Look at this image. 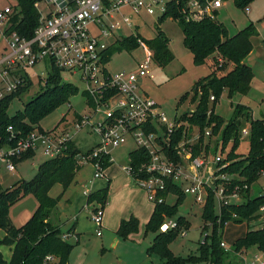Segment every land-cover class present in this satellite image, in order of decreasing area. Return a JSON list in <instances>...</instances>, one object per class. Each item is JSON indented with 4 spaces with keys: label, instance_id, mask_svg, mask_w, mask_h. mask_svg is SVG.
I'll use <instances>...</instances> for the list:
<instances>
[{
    "label": "built area",
    "instance_id": "1",
    "mask_svg": "<svg viewBox=\"0 0 264 264\" xmlns=\"http://www.w3.org/2000/svg\"><path fill=\"white\" fill-rule=\"evenodd\" d=\"M53 1L52 4H56ZM41 3L36 4L41 15L39 26L30 38L11 31L13 9L10 5L0 11V32L7 42L6 49L0 53V100L19 93L26 86L30 88L34 78H38L40 86L45 85L50 72L56 69L61 71L63 79L68 77L84 86L90 112L78 115L71 128L34 131L18 139L12 147L1 148L0 163L7 171H15V161L30 150L37 152L41 149L49 159L65 156L73 136L89 128L98 135L100 142L94 149L80 153L78 164L91 165L95 170L94 179L106 177L105 160L113 163L112 152L131 140L136 146L134 150L147 153L146 159L138 165H133L130 159L122 170L145 191L148 202L155 208L168 203L169 196L177 199L173 188L191 196L203 208L211 193L219 200L220 211L222 207L240 203L239 188L232 192L228 190L231 175L223 171L230 162L224 163L221 143L214 158L205 154L204 144L212 137L211 129L203 132V139L200 131L197 133L189 128L185 131L178 116L168 118L160 103L142 87V80L150 74L149 59L140 63L136 71L113 73L107 70L108 50L115 44L108 39L116 37V31H121L123 25L133 28V17L144 12L160 18L172 5H180L186 20L200 21L205 17L218 20L217 15L225 4L223 0H70L66 5H57V9L49 13L41 8ZM140 43L144 45L141 40ZM39 66H42L41 72H33ZM211 100H214L213 96ZM180 129L184 130L183 136L174 145L175 134ZM8 131L12 133L11 139L17 138L12 128ZM242 133L250 134L247 129ZM197 144L201 145V153L195 155ZM260 196L264 198V190ZM257 215L260 228L264 229V202ZM103 217L102 206L91 216L98 226V236L101 235ZM178 226L176 220L165 221L160 232ZM181 234L187 236L188 233L182 229ZM63 237L68 239L69 234ZM221 247L226 252L232 251L224 242ZM48 260L54 258L48 256ZM244 264H264V261L255 255L245 258Z\"/></svg>",
    "mask_w": 264,
    "mask_h": 264
},
{
    "label": "trees",
    "instance_id": "2",
    "mask_svg": "<svg viewBox=\"0 0 264 264\" xmlns=\"http://www.w3.org/2000/svg\"><path fill=\"white\" fill-rule=\"evenodd\" d=\"M42 1L15 0V4H9L13 9L10 21L11 31L18 32L22 37H32L35 29L39 26L41 17L36 4ZM253 1L223 0V2H232L241 10L247 9L253 4ZM181 7L180 5H172L169 12L157 20L158 23H162L165 18H173L178 21L183 33L184 45L193 53V60L196 65L204 66L206 61L215 55L219 58L216 61V70L195 83L192 96L190 93L180 99V105L184 104L189 97H191L190 102L192 104H197V108L191 113V117H183L189 123L200 125L201 130L209 126V121L216 123L213 133L218 134L222 130V149L231 143L234 152L238 151L243 141V129L249 127V153L246 157L241 156L239 160L230 162L223 171L233 177L229 181L228 190L232 192L238 187L241 198L247 200L242 204H230L222 207L220 213L216 214L214 195L210 194L208 202L203 208L202 217L205 221L211 222L212 225L211 246H208L210 238L208 235L201 242L200 256L190 258L192 261L211 264H234L228 260L231 253H241L253 248L264 251V229L248 231L243 239L237 240L231 246L233 252H226L221 247L222 235L227 223L243 224V222L258 219L257 214L264 202V198L261 196L253 199L249 197L252 186L258 183L264 173V120L253 119L250 108L240 104L234 107L232 118L226 121L215 113V106L224 90L228 91L230 99L238 94H248L251 90L254 72L253 68L245 63V60L252 53L251 39L258 35V31L254 25H250L240 30L235 36H230L226 26L218 20H212L209 17L200 21L186 20ZM155 38L152 41L143 40V43L152 52L155 63L161 67H166L174 60V54L169 49V39L160 29ZM140 40L141 38L135 36L118 40L108 50L110 59L124 47L137 48L140 45ZM228 63L232 65V69L223 76H219L218 72L225 71L227 69L225 66ZM50 73L47 83L41 86L42 91L27 102L23 111L14 116L8 115L9 106L16 97L25 93L29 86L22 88L19 93L11 95L9 98L0 100V149L12 147L18 139H23L34 131L44 132L40 122L79 93L77 87L63 81L60 70L53 69ZM84 96L86 97L85 94ZM211 96L214 97L213 101H210ZM11 128L16 133V139H11L12 133L8 131ZM183 131L180 129L175 134L174 145L181 140ZM200 150L201 145L197 144L194 147L195 155L200 154ZM217 150L218 148L215 149L216 152ZM130 153L133 165H138L146 159L147 155L144 150H133ZM35 154L36 152L30 150L15 162L18 164L26 161L33 158ZM79 154L78 147L71 142L66 149L65 156L45 160L37 167L38 173L35 177L29 180L22 179L7 189H4L0 184V229L6 232L4 238L0 240V248L1 246L13 247V256L10 261L5 260L0 249V264H69L72 251L78 243L73 244L69 238L65 239L61 228L49 221V217L59 201V199L51 197L50 192L55 185H60L67 190L73 183L78 170L82 167L78 164ZM111 164L106 159L104 168H109ZM236 176L237 178H235ZM172 192L177 195L176 204L171 206L165 203L157 206L150 217V221L146 224L145 233L156 234L148 251L163 259L162 264H185V259L175 257L169 249V244L182 229L187 230L189 227L183 217L175 218L178 206L183 203L186 195L178 188H173ZM108 194V189L99 190L89 196L88 203L94 204L96 202L105 207ZM29 195L35 196L39 207L28 223L17 228L10 222V210L14 204ZM165 216L176 220L179 223L178 228L160 232ZM139 226V220L131 216L128 220L121 222L117 235L123 239H128L130 234L139 231ZM72 230L70 229L68 233H71ZM48 256H52L54 260H48Z\"/></svg>",
    "mask_w": 264,
    "mask_h": 264
},
{
    "label": "rangeland",
    "instance_id": "3",
    "mask_svg": "<svg viewBox=\"0 0 264 264\" xmlns=\"http://www.w3.org/2000/svg\"><path fill=\"white\" fill-rule=\"evenodd\" d=\"M53 0H43L41 8L49 13L52 10L57 9V5H66L70 0H55L56 4H52ZM223 8L217 15L218 21L223 23L227 30L228 35L235 36L240 30L247 28L250 25H254L258 31V35L252 37L253 44L252 53L248 58L247 65L253 68L254 78L251 82L252 88L248 94H238L234 98L228 97V91L224 90L218 99V103L215 106V113L221 118L229 121L232 118L234 107L236 105H246L250 108L253 119L264 120V0H254L247 9L241 10L236 7L232 2H224ZM9 4H15V0H0V11L4 6ZM158 17H151L142 12L139 17H133L134 26L129 28L123 25L121 31H116L114 38L108 39L112 43H116L123 38L135 36L141 38V41L155 40L156 34L160 29L166 37L169 39V49L174 54V60L166 67H161L155 63L152 59V52L144 44L140 43L137 48L124 47L110 59L108 62L107 70L109 72L117 73L122 71H136L140 63L149 59L151 63L150 74L148 77L142 80V87L148 92V94L157 102L165 113V115L173 119L178 116L180 124L184 125L185 131L187 128L199 132L202 135L206 129H211L212 137L207 140L208 143L204 144V151L208 157L211 155L215 157V149L220 146L221 131L218 134L213 133L216 123H208V127L202 128L198 124H191L184 117H191V113L197 108V104L190 102L191 97L182 105H180V99L186 95L192 93L195 88V83L204 79L207 75L216 70V61L219 59L217 55L209 58L204 66H198L194 63L193 53H191L184 45V37L178 21L173 18H165L162 23H158ZM7 47L3 34L0 32V53H2ZM214 58H216L214 60ZM223 72H218L219 76H223L231 69V64L228 63ZM42 66L34 69L33 72L40 73ZM32 74V72H31ZM64 82L76 85L79 89V93L72 97L69 102L61 105L53 113L49 114L42 120L41 128L43 131H53L58 127L71 128L73 121L77 115H87L90 112L88 105L86 104V98L83 93L84 86L79 81H74L68 77H64ZM41 86L38 78L33 79V84L27 89L25 93L16 97L10 104L8 115L14 116L16 113L24 110V106L37 96L41 92ZM210 101H212L210 99ZM213 102L211 103V105ZM184 116V117H183ZM189 124H191L189 126ZM73 143L78 147L80 153H86L90 151L94 146L100 142L98 135L89 128H84L77 132L73 136ZM136 146L130 140L126 145L113 151L116 158V166L127 165L129 161V151L134 150ZM231 143L225 145L220 152L223 155L224 163L239 160V157H246L249 153V136H244L243 141L238 149L234 152L232 150ZM234 154V155H233ZM48 159V156L43 154V151L39 149L33 158L16 164V170L12 173L8 172L5 165L0 163V184L4 189L10 188L13 184L22 179H31L37 175L36 167L44 163ZM89 173V172H87ZM232 180V176L230 177ZM237 178V176L235 177ZM56 187H53L52 195L56 196ZM247 187V186H245ZM264 189V175L258 180V183L252 186L249 197H258ZM68 190V189H67ZM66 190V191H67ZM64 188H61V192L58 196L54 197L59 199L60 202ZM29 198H34L33 195H29ZM215 213L220 212L219 200L214 198ZM247 200V199H246ZM168 204L174 206L176 204L175 196L168 197ZM245 201L242 200L241 203ZM239 202V201H237ZM57 203V204H58ZM59 205V204H58ZM54 209L56 211V219L59 218L62 213L59 206ZM203 205L199 204L189 195H186L183 199V203L178 206L177 214L175 218L183 217L188 223V229L186 230L187 236H183L181 231L179 235L174 238L170 244L169 249L173 252L175 257L185 259V264H211L209 262L192 261L190 258L200 256L201 242L205 240L209 235L208 246H211L212 242V225L211 222H207L202 217ZM165 221L174 220L172 218L164 217ZM246 224L243 226L245 227ZM146 221L140 222L139 231L132 233L128 239H123L115 233H110L102 228V237L97 236L96 231H84L81 237V244L86 249V255H80L76 264H162L161 259L157 254L150 253L148 248L152 245V242L156 236L152 232L145 233ZM208 228V229H205ZM236 228L234 224L227 227L226 233L222 235V241L229 247L233 245L232 241L238 235L233 230ZM118 237L120 242L117 246H112L113 238ZM73 244H77L76 239L70 240ZM76 241V242H75ZM86 243V244H85ZM102 243V246H101ZM104 244V248H103ZM78 247V244L76 245ZM4 257L8 260L7 250L4 249Z\"/></svg>",
    "mask_w": 264,
    "mask_h": 264
},
{
    "label": "crops",
    "instance_id": "4",
    "mask_svg": "<svg viewBox=\"0 0 264 264\" xmlns=\"http://www.w3.org/2000/svg\"><path fill=\"white\" fill-rule=\"evenodd\" d=\"M248 58L245 60L246 64ZM231 69H232V65H231ZM246 129L249 130V127H245L243 130ZM243 136H248V135H243ZM132 151L133 150L128 152L129 161L131 159L130 152ZM114 160H116L115 157ZM114 163L115 161L110 165L109 168L105 169L106 177L104 179H94L95 170L91 165L87 164L85 166H82L81 169L78 170V173L73 183L68 187V190L66 191L64 189L65 192L63 193L62 198L58 203L59 204L58 208H60L62 211L59 218L56 219V211L55 212L53 211L49 217V221H51L53 225L60 227L64 234H69V240L76 239L77 242L76 241L75 242L78 243V247H75L74 250L72 251L69 264H76L80 255L82 254L86 255V249L84 248V245L81 244L82 233L84 231L94 232L96 231V229H98V226L95 225L93 220H91V216L92 213L95 211V209L100 207V204L96 202L94 204L88 203L89 196L94 194L95 192L103 189L109 190L108 199L106 202L107 204L105 207H103L104 221L101 227L100 237H102L103 235L102 228H105V230L107 232H110L111 234L112 233L117 234L121 222L124 220H128L131 216L137 218L139 222L145 220L146 224L151 219L150 217L152 216L155 207L152 203L148 202L145 191H143L141 188L136 186L131 176L128 173L126 174L124 170H122L123 167L122 163L118 167ZM262 175H264V173ZM56 186H60V185H56ZM60 187L62 188V186ZM56 188H57L56 196H58L61 192V188L59 187ZM52 192L53 189L50 192V196L53 198L56 197L52 195ZM29 197L30 196L23 198L22 200L14 204L10 210V214H9L10 222H12L13 226L17 228H21L26 223H28L32 215L39 207L38 201L35 198V196L34 198H29ZM244 200L246 201V199ZM241 202L238 204H242ZM231 224L235 225L236 228H233V230L238 233V235L232 241L233 244L237 240L243 239L247 235L248 231H258L261 229L260 223L257 219L251 222H243V224H235L233 222H229L227 223L224 229V234L226 233L227 227ZM244 224H246L245 227L243 226ZM70 229L73 230L71 233H68ZM5 235L6 232L3 229H0V240H2ZM131 236L133 235H130V237ZM119 242L120 239L118 237H115L113 238L111 244L112 246H117ZM227 246L228 245H226V247ZM103 248H104V244H103ZM229 248L231 249L232 247ZM0 249L3 255L5 254L4 249L7 250L9 257L8 260L6 258L5 260L10 261L13 256L12 255L13 247L1 246ZM255 255H257L264 261V251L261 250L259 251L257 248L245 250L241 254L231 253L228 260L232 261L234 264H244L245 258L250 259Z\"/></svg>",
    "mask_w": 264,
    "mask_h": 264
},
{
    "label": "water",
    "instance_id": "5",
    "mask_svg": "<svg viewBox=\"0 0 264 264\" xmlns=\"http://www.w3.org/2000/svg\"><path fill=\"white\" fill-rule=\"evenodd\" d=\"M211 169H212V167H211Z\"/></svg>",
    "mask_w": 264,
    "mask_h": 264
}]
</instances>
